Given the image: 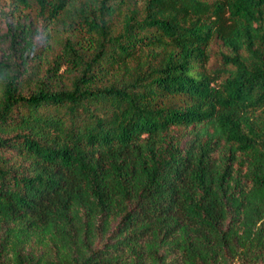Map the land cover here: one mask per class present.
I'll return each instance as SVG.
<instances>
[{
    "label": "trees",
    "instance_id": "trees-1",
    "mask_svg": "<svg viewBox=\"0 0 264 264\" xmlns=\"http://www.w3.org/2000/svg\"><path fill=\"white\" fill-rule=\"evenodd\" d=\"M11 4L0 264H264V0Z\"/></svg>",
    "mask_w": 264,
    "mask_h": 264
},
{
    "label": "rangeland",
    "instance_id": "rangeland-1",
    "mask_svg": "<svg viewBox=\"0 0 264 264\" xmlns=\"http://www.w3.org/2000/svg\"><path fill=\"white\" fill-rule=\"evenodd\" d=\"M77 2L79 0H76ZM28 17L32 19L34 16V8L22 9L19 12L13 11V6L11 0H0V34L5 33L7 30V24L13 22L14 20H25ZM68 20V16L64 15L62 18H59L54 24V30L57 34L54 41L51 43L49 50L45 53L46 59L51 60L53 55L60 50L61 48V38L63 37L62 28L65 27V22ZM221 47L219 44L214 43L211 46L213 54L217 53V50Z\"/></svg>",
    "mask_w": 264,
    "mask_h": 264
}]
</instances>
